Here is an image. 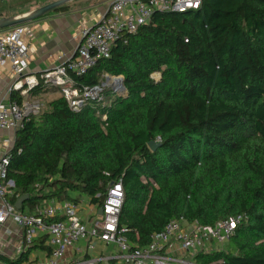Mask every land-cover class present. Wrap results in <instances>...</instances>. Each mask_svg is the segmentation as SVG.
<instances>
[{
  "label": "trees",
  "instance_id": "obj_1",
  "mask_svg": "<svg viewBox=\"0 0 264 264\" xmlns=\"http://www.w3.org/2000/svg\"><path fill=\"white\" fill-rule=\"evenodd\" d=\"M123 37L109 58L74 77L82 87L105 73L123 75V94L107 88L103 101L76 112L58 88L32 90L57 94L16 131L7 178L18 196L10 200L28 194L21 211L31 212L41 201L87 195L100 208L108 186L122 179L119 228L132 247L148 245L181 215L210 227L247 215L229 249L195 258L264 264V0H202L198 9L156 11ZM48 238L38 236L17 257L0 253V264H23L38 248L50 254Z\"/></svg>",
  "mask_w": 264,
  "mask_h": 264
},
{
  "label": "built area",
  "instance_id": "obj_2",
  "mask_svg": "<svg viewBox=\"0 0 264 264\" xmlns=\"http://www.w3.org/2000/svg\"><path fill=\"white\" fill-rule=\"evenodd\" d=\"M201 3L202 0H110L106 13L99 20L81 29L82 41L74 55L40 74L28 72L29 43L25 38L30 33L28 26L22 24L0 31V72L8 67L13 77L9 87L10 98L0 101V138L3 137L0 142L4 148L0 156V225L14 223L20 227V253L32 246L42 233L48 234V242L53 247L45 261H27L25 264H61L68 249L81 240H86L90 249H94L99 240L118 246L120 252L108 257L85 259L78 264H99L113 259L119 264H202L196 260V255L222 250L220 246L228 242L237 226L248 218L247 215L231 216L210 227L181 215L154 233L148 245L132 247L122 234L124 229L119 228L125 198L122 179L108 186L100 221H85L80 216V202L74 200L38 205L36 214L22 212L10 200L15 194V181L7 178V173L16 133L1 132H16L27 118L40 114L43 103L33 97L32 90L42 83L56 87L76 112L90 101H103L107 88L123 93V75L105 73L102 82L82 87L76 85L74 77L86 74L100 59L109 58L116 42L125 39V33L137 32L156 11L185 12L198 9ZM106 118L105 115L103 119ZM99 209L95 206L98 215ZM56 217L57 220H52Z\"/></svg>",
  "mask_w": 264,
  "mask_h": 264
},
{
  "label": "crops",
  "instance_id": "obj_3",
  "mask_svg": "<svg viewBox=\"0 0 264 264\" xmlns=\"http://www.w3.org/2000/svg\"><path fill=\"white\" fill-rule=\"evenodd\" d=\"M100 1L74 0L71 1L72 3H68L69 9L66 11L50 12L27 23L26 25L30 29V33L25 35L29 43L28 72L40 74L61 65L72 57L82 41L81 29L83 26L94 25L106 13L110 0ZM12 81L10 68L7 67L0 72V101H8L10 98L9 87ZM33 97L39 98V95H33ZM1 133L12 135L16 132L11 130ZM2 139L3 137L0 138V141ZM3 150L0 142V156L4 152ZM81 241L68 249L61 264H78L85 259L118 254L114 244H106L98 240L95 248L90 249L86 240ZM21 245L22 231L18 225L14 223H9L7 226L0 225V253L16 257L20 254ZM48 256L47 250L38 248L31 252L27 261H45ZM99 264H119V261L113 259L101 261Z\"/></svg>",
  "mask_w": 264,
  "mask_h": 264
},
{
  "label": "rangeland",
  "instance_id": "obj_4",
  "mask_svg": "<svg viewBox=\"0 0 264 264\" xmlns=\"http://www.w3.org/2000/svg\"><path fill=\"white\" fill-rule=\"evenodd\" d=\"M52 1H54V0H0V18L10 17V16H19V15L28 13V12H30V11H32V10H34L40 6H43V5L50 3ZM103 1L104 0H101L100 2H103ZM67 4H65V5H67ZM26 24L27 23H25V25ZM153 76L155 79H159V77H160V75L158 73H155ZM108 91L113 92V95L117 94L115 91H113L112 88H109ZM123 93H121V94H123ZM56 94L57 93L49 92V94L48 93L43 94V95H41V97L39 95V98H37V97H35V98L38 99L41 103H43V108H42V110H43L46 107L47 99L52 98ZM79 202H80V216L82 218H84L85 221L91 220V219L94 221H100V215H98V211L95 210V206L90 203V198L87 195H81ZM43 204L44 203H42V201H41V203L39 205H43ZM22 212L27 213V214L28 213L32 214L34 212L36 214V209H35V211L32 210L31 212H29L27 210H23ZM41 235H44V233H42ZM47 242H48V240H47ZM48 244H49V242H48ZM113 246H114L116 252H120V249L118 248V246H116V245H113ZM220 247H222L223 249H229L227 246V242H225L224 245L220 246ZM183 256L185 257V255H183Z\"/></svg>",
  "mask_w": 264,
  "mask_h": 264
},
{
  "label": "water",
  "instance_id": "obj_5",
  "mask_svg": "<svg viewBox=\"0 0 264 264\" xmlns=\"http://www.w3.org/2000/svg\"><path fill=\"white\" fill-rule=\"evenodd\" d=\"M71 1L74 0H54L50 3H47L43 6H40L28 13L19 15V16H10V17H2L0 18V30L3 29H7L10 27H14L17 25H22L31 21H34L36 19L41 18L42 16H44L45 14H47L48 12L63 6ZM158 146V142L157 141H152L150 142V147L155 150L156 147ZM29 198V195H23L21 196L15 203L16 207L18 209H21L24 205V202ZM103 213V209L100 207L99 209V215H101Z\"/></svg>",
  "mask_w": 264,
  "mask_h": 264
}]
</instances>
